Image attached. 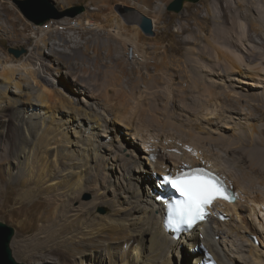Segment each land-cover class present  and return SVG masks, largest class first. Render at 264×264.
Returning a JSON list of instances; mask_svg holds the SVG:
<instances>
[{"label":"bare ground","instance_id":"obj_1","mask_svg":"<svg viewBox=\"0 0 264 264\" xmlns=\"http://www.w3.org/2000/svg\"><path fill=\"white\" fill-rule=\"evenodd\" d=\"M127 1L143 11H147L148 6L153 4L152 13H155V17L162 15L169 3V0H155L154 3L151 0ZM258 1L218 0L219 3H217L226 6L230 13H236L239 18L246 13V10H242L243 8L248 7L249 11L255 12ZM230 18L232 19L231 16ZM45 19H39L37 23L39 25H35V29L33 28L36 38L34 37V44L28 49V53L23 58L17 59L0 54V182L7 187L12 183H16L20 187L16 198L17 202L32 201L41 193L46 196V200L50 204L48 214L51 217L48 218V221L46 220L47 222L40 229L45 231L46 228H51L55 232L54 239L59 238L61 240L59 233L64 230L63 228H66V230L76 228V233L72 234L71 232L68 239L66 238L62 243L57 241V244L59 243L58 247H65L68 253H75L72 248V240H74L73 237L77 233L87 241L96 236L97 238L106 237L110 239L108 244L101 242L99 244L101 246L102 244H105V246L115 245L114 242L121 241L124 235V238H127L124 240L127 244L126 248L132 249L134 246L132 259L126 264H191L192 258L194 264H199L203 260L204 254H193V250L200 244L209 247L220 264H243L244 260L246 264H264V194L261 195L255 192L251 186L241 183L240 177H235V173L226 170L225 166V168L220 167L221 164L215 162L216 159L211 151L208 155V151L206 152L204 149L206 146L202 139L203 141H209L210 144H217L213 137L208 136L209 132L202 129L195 130L183 122L180 119L181 116L180 118L162 116L159 124L156 118L152 120L154 116L151 120H149L151 116H146L148 119L143 117L145 120H141L142 115L140 113L132 114L127 111L130 108V102L125 101L128 103L125 109L123 106L125 102L122 106L116 102H111L113 96H110L111 100L109 96L106 99L94 100L88 92L78 91L71 86L64 85L67 75L66 77L63 75V66L69 65L72 59H77V55L76 52L69 53L66 50L64 52V50L59 49L62 46L67 47L69 39L60 33H56L54 26L50 22L45 23ZM9 21L7 20V24H3V22L1 24L0 22V35L15 38L19 33H15L17 29H14L15 25L9 23ZM74 25L72 26L77 29L86 26L92 32L101 28L100 25L91 21L84 24V22L77 20ZM115 26L119 28V25ZM250 30L252 31V28ZM257 31L259 30L257 29ZM241 36H243V39H241ZM233 38H235V32ZM261 38L262 44H264V38ZM239 39L242 40V47L239 45ZM234 40H236V46L238 45L241 53L247 52L246 54L250 58L257 56L264 63V53L261 54V51L257 53L255 49L248 46V43L252 41L249 33L246 34L243 31L240 38L237 39L236 37ZM53 44L59 46V48L53 47ZM89 44L100 46L102 43L100 39L95 40L93 43H87L86 50L91 49ZM69 46L71 47V45ZM71 51H74L72 47ZM127 53L132 54V58H129L132 59L131 61L139 62L135 59V56L141 52L138 53L137 50L131 52L128 47ZM70 54L72 56L68 58ZM242 54L244 55V53ZM242 61L244 60L242 59ZM78 62L81 61L78 59ZM236 64L238 65L234 69L243 78L253 81L256 77L255 74H259L260 77L264 78L263 65V67L258 65L259 68L258 66L257 68L249 66L251 70H248L249 75L253 77L250 79L249 76L244 77L242 73V70L248 67L241 65V63L239 65L238 62ZM229 68L231 69V67ZM73 69L69 70L71 72L69 73L71 74L70 80L82 85V87L89 86L93 92L98 94L96 84L86 79L89 70H85L86 73H84L83 70L76 69V71ZM211 75L222 77L223 71L212 72ZM224 78L226 79V77ZM246 83L244 81L243 85ZM113 85V88H117L115 84ZM254 85L256 86V84ZM109 87H106V89ZM120 87L123 88L124 86ZM99 89L102 90L101 87ZM119 89L118 91H121ZM114 91L118 93L117 89H114ZM236 93L232 94V98L250 97L249 99L252 98L254 101L264 103L263 99L255 97V95ZM128 95H126V98ZM123 98L125 96L121 99L123 100ZM142 98L145 97L142 95ZM137 100L140 101L139 98ZM127 105L129 108H127ZM137 105L139 104L137 103ZM122 108L131 115H125V112H123L124 114L121 113L119 109ZM142 109L140 107L139 110ZM155 109L152 107L151 111H155ZM36 110H38V113L35 112ZM130 111L133 110L130 109ZM143 113L146 115L147 112ZM166 113L169 114L168 111ZM205 115L211 118L213 114L209 112ZM157 116L159 115L157 114ZM155 121L157 122L155 123ZM147 123L150 125L153 123L164 134L168 133L173 136L174 133L183 136L188 142L204 149L208 156L201 153L199 147L191 144V146H188V143H184V140V142L179 139H177L179 141L170 140L165 138L166 135L164 136L165 139L152 135L143 139L139 134L136 137L133 136L131 134L132 130H124L126 126L133 129V125L139 126V124L147 127ZM168 124L173 129L167 127ZM121 126L124 127L121 128ZM254 131L257 134L264 135V129L258 130L255 128ZM211 132L213 133V129ZM254 133L250 136H244V138L239 136L242 145L238 149L242 160L251 162V169L256 171L258 166L264 167V143L255 137L256 134ZM160 137H162L161 134ZM198 137H201V141L194 140ZM173 138L179 137L173 136ZM232 144L233 142L230 141L227 149L229 153L236 150V147L231 148ZM249 144L250 146H248ZM152 156L156 159H152ZM189 165H205L211 170H217L224 174L228 183L235 190L237 199L232 203H217L218 211L226 215V220L215 219L200 224L193 233L176 242L163 229L164 209L160 203L156 202L157 195H159L157 180L159 175L171 169L178 172ZM149 172L150 175H148ZM258 180L256 181L257 184L264 185L263 179ZM90 187L96 188V193L92 192L94 200L90 202L83 201L82 195L89 193ZM101 207H109L110 214L102 215L98 213V209ZM234 234L242 237V240L244 239L250 246L252 263L247 258L242 260L241 255L243 253H237L238 245L235 241L227 240V237L229 239V236ZM217 236H220V240H216ZM252 236L257 238L259 246H256L258 244L254 242ZM96 241L100 242V240ZM180 245L182 246L180 247ZM107 248L110 249L111 246ZM90 254L85 251L83 258L85 257L86 261L83 260L81 264H94L95 259L100 257ZM109 258L113 262L110 264H115V259L110 253Z\"/></svg>","mask_w":264,"mask_h":264},{"label":"rangeland","instance_id":"obj_2","mask_svg":"<svg viewBox=\"0 0 264 264\" xmlns=\"http://www.w3.org/2000/svg\"><path fill=\"white\" fill-rule=\"evenodd\" d=\"M44 1L47 2L51 9L47 7H36L30 0H0L1 24L2 22L3 24H7V20H10L11 22L9 21V23H13V25H15L14 29H17L15 33H19L15 38L0 35L1 55H9L17 59L23 58L28 53V49L34 44L36 38V34H34L35 25H39L37 24L39 19L51 15L52 17L44 22H50V24L54 26V31H56V33L66 36L69 39V45H71L74 51H71L69 45H67V47L65 46V48L63 46L59 48V46H54V44L52 46L55 48L58 47L64 50V52H76L77 55V59H72L69 65L63 66V75H65V77L67 75V79L64 80L63 83L64 85L71 86L78 91L83 90L85 93L88 92L94 100H98L99 98L106 99L108 96L111 100L113 96L111 102H116L120 106H122L125 101L128 103L130 102V108L127 105V108H129L127 111L132 114L136 112H138V114L140 113L142 115V118L140 117L141 120L146 116H151L149 119L151 120L154 116L152 120L156 118L159 124L162 116L178 118L181 116L180 119L188 126L195 130H206L209 132V134L207 133L208 136L213 137L217 141V144H210L209 141H203L202 139V142L206 146V148H204L205 151H208V155H210L209 151H211L213 157L216 159L213 158L215 162L221 164L220 167H226V170H229V172L232 171L231 173L233 174L235 173V177H240L241 183L251 186L255 192L261 195L264 194V185L256 183V181H259L258 179L264 180V167L258 166L257 170L255 169L256 171L252 170L251 162L243 161L238 149V147L242 145V141L240 142L241 138H238L239 136L242 138H244V136H250L255 132V128L258 130L264 129V103L257 100L254 101L252 98L249 99L250 97H242L240 99L232 98V94L237 92L236 94H252L264 100V78L260 77L259 74H255V79L249 81L238 75L240 73L234 69V67L236 68L238 65L236 64L237 62L239 65L241 63V65L243 64V66L245 65V67L248 68L249 66L251 68L253 66L257 68L258 65L260 67L262 65L264 66L262 59L257 56L250 58V56L246 54L247 52H242L244 53L243 55L239 51L238 45L236 46V40H234L236 37L237 39L238 37L240 38V34L243 31L246 34L249 33L252 41L248 43V46L255 49L257 53L260 51L262 52L261 54L264 53V44H262L263 41L261 38H264V1H258L255 12L249 11L248 7L243 8L242 10H246V13L239 18L236 13H230L226 6L218 4V0H186L180 13L169 12L166 8L165 12L157 17H155V13H152L154 9L152 6L153 4L148 6L147 11H143L131 5L127 0H106L105 2L104 0ZM151 1L152 3L155 2V0ZM173 1L174 0H169L167 5L169 6ZM78 6L85 7V11L76 17H65L62 19L53 18L55 11H63L67 8ZM125 6L134 7L151 19L152 32L154 31V35H146L141 30L140 26H138L139 18H137V16L132 15L123 18L117 8ZM22 10L31 11L32 17L36 20H29ZM77 20L84 22V24L87 23V21H91L94 24L100 25L101 28L93 32L86 26L79 29L74 28L72 25L76 24ZM234 20H236V22H234ZM115 25H119V28ZM251 28L252 31L250 30ZM257 29L259 31H257ZM234 32L235 38H233ZM242 37L243 36H241V39H243ZM99 39L102 43L100 46L97 44H89V48L91 49L86 50L87 43H93L95 40ZM241 39H239V45L242 47ZM127 46L130 47V49L134 46L133 49H137L138 53L141 52L139 57L143 58V62L147 59L146 63L142 64L140 61H131L132 59L127 57L129 56L127 54ZM11 50L24 52L20 56H17ZM63 54L62 56H64ZM224 54L226 57L223 56ZM71 56L70 54L68 58ZM241 56L244 58H241ZM78 59L81 62H78ZM242 59L244 61H242ZM234 60L236 62H233ZM229 67H231V69ZM248 68H244L242 73L244 77L249 76L248 78L251 79L253 77L249 75L248 70H251ZM70 69L83 70L82 72L84 73H86L85 70H89V73H87V75L85 74L86 79L96 84L95 87L98 90V94L93 92L89 86H83V88L82 85L70 80ZM220 70L223 71V75L226 79L223 75L222 77L211 75L212 72L217 73ZM244 81L245 83L247 82L245 85H243ZM230 82L233 87L230 85ZM113 84H115L117 88H113ZM254 84H256V86ZM236 85L239 86L237 87ZM109 86H112V89ZM120 86L124 87L121 88ZM234 86H236L235 89H233ZM100 87L102 90L99 89ZM106 87L110 89H106ZM118 88H120L119 90L121 91H118ZM114 89H117L118 93L114 91ZM213 90L215 91L213 92ZM127 92H129L130 95H128L129 93ZM122 94L124 95L122 96ZM126 95H128L127 98ZM142 95L145 98H142ZM124 96L126 100L123 98V101L121 98ZM137 98H139V100L142 98V101H138ZM115 99L116 101H114ZM117 100H120L122 103L120 104ZM132 100L134 104L137 105L138 103L139 105L132 107L134 105ZM128 103L125 102V105L123 104L125 109ZM148 105L151 106L149 107ZM135 107L144 109L139 110L136 108V111ZM152 107L153 109L156 108L155 111H151ZM124 108L119 109V111L121 113L125 112V115L129 114L128 116H130L131 113L127 112ZM130 109L134 112L130 111ZM156 110L159 112L162 111V114ZM165 110L168 111L169 114H167ZM35 112L38 113V110ZM143 112L150 114L146 113L145 115ZM209 112L213 114L211 118L205 115V113L209 114ZM155 113L159 116H157V114L154 115ZM148 117L146 118L148 119ZM206 118L209 119L207 120ZM156 122L157 121H155V123ZM153 125V123H151V125L147 123V127L139 124L141 128L135 125H133V129H130V126H128L129 128L127 126L126 128L121 126V128L124 127V130L128 131L132 130L131 134L133 136L136 137L139 134L143 139L152 135L162 139L167 138L175 141L184 140L185 142H183H187L188 146L195 145L199 147L196 144L188 142L185 138L186 141L183 136L181 137L173 133V136L179 137L174 139L172 134H164L158 130L156 125ZM168 126L170 129H173L171 125L168 124L167 127ZM228 127L231 128L228 129ZM142 128L146 129L143 130ZM212 129L213 133L211 132ZM156 130L157 132H155ZM158 132L162 137H160ZM254 134H256L254 135L255 137L264 143V135L257 134L256 132ZM200 138H194V140L201 141ZM230 141L233 142L231 148L236 147V150L231 151V153L227 150ZM248 146H250V144ZM199 149L202 151L201 153L208 156L207 153L204 152V149L200 147ZM227 174L229 173L227 172ZM148 175H150V172ZM19 188L20 187L16 183H12L7 187L0 182V221L13 227L15 230L11 247L15 258L19 262L25 264H81L83 260L86 261L85 257L83 258L85 251H87L88 254L91 253L90 255L92 256H100L95 259L94 264L113 263L109 258V253L114 257L115 264H126L132 259L134 246L132 249L126 248L127 244L124 240L127 238H124V235L121 241L117 240L114 242L115 245L105 246V244L110 242L109 238H97L96 236L87 241L81 238V235L77 233V235L73 237L74 240H72V248L75 250V253H68L65 247H58L59 243L57 244V241L62 243V241H65L66 238L68 239L71 236V232L75 234L77 229L73 228V230H66V228H63L64 230L59 233L61 240L59 238L54 239L55 232L51 228H46L45 231L40 229V227L48 221V218L51 217L50 214H48V207L50 204L46 200V196L41 193L32 201L17 202L16 198ZM95 191V187H90L89 193L82 195L83 201H93V193H96ZM100 209H104L106 211L105 214L100 213ZM100 209H98V213L102 215H108L111 212L109 207H101ZM96 240H100V242L98 243ZM216 240H220V236H217ZM227 240L236 242L238 245L237 253H243L241 255L242 260L247 258L250 263L253 262L252 259H250V246L244 239L242 240V237L234 234L233 236H229V239L227 237ZM101 242L105 244H102V246L99 245ZM109 246H111L110 249L107 248ZM256 246H259V244ZM193 254L199 255L200 253L196 252ZM191 262V264H194L193 258ZM244 262L245 260L242 263L246 264Z\"/></svg>","mask_w":264,"mask_h":264},{"label":"snow or ice","instance_id":"obj_3","mask_svg":"<svg viewBox=\"0 0 264 264\" xmlns=\"http://www.w3.org/2000/svg\"><path fill=\"white\" fill-rule=\"evenodd\" d=\"M163 184L170 186L181 197L167 208L170 226H191L197 220H204L209 209L217 200L232 202L227 182L219 175L197 168L193 171H182L176 175H165L160 178Z\"/></svg>","mask_w":264,"mask_h":264},{"label":"water","instance_id":"obj_4","mask_svg":"<svg viewBox=\"0 0 264 264\" xmlns=\"http://www.w3.org/2000/svg\"><path fill=\"white\" fill-rule=\"evenodd\" d=\"M186 0H174L168 7L167 10L169 12H175V13H180L181 10L183 9L184 2ZM192 1H197V0H192ZM31 3L35 4L36 7H47L48 9H51V7L45 2L44 0H30ZM118 12L123 18H127L129 16H137L139 18V26L141 30L149 36L154 35V31L152 32V21L148 17L145 16L144 13L140 12L134 7H118L117 8ZM25 16L29 20H34L35 18L32 17L31 11L28 12L27 10H22ZM85 11V7L83 6H78V7H71L67 8L63 11H55V15L53 18L56 19H62L65 17H76L83 13ZM51 15H48L45 20L48 18H51ZM36 20V19H35ZM34 20V21H35ZM13 53H15L17 56H20L24 51H15L11 50ZM104 209H100V213L105 214ZM15 235V230L13 227L7 225L4 222L0 221V264H25L19 262L12 250V240Z\"/></svg>","mask_w":264,"mask_h":264},{"label":"built area","instance_id":"obj_5","mask_svg":"<svg viewBox=\"0 0 264 264\" xmlns=\"http://www.w3.org/2000/svg\"><path fill=\"white\" fill-rule=\"evenodd\" d=\"M134 47V46H133ZM133 47H131V49H130V51L132 52V51H136L135 50V48L133 49ZM130 48V47H129ZM138 51V50H137ZM129 56H127V57H129V58H132V54H130V53H127ZM139 54H137L136 56H135V59H137V60H139L142 64H144V63H146V61H147V59H146V61L144 60V62H143V58H140L139 56H138ZM154 59V58H153ZM154 63V62H153Z\"/></svg>","mask_w":264,"mask_h":264}]
</instances>
